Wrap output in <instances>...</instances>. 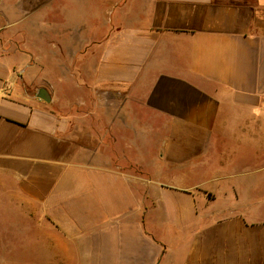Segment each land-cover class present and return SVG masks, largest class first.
I'll use <instances>...</instances> for the list:
<instances>
[{
    "label": "crops",
    "instance_id": "1",
    "mask_svg": "<svg viewBox=\"0 0 264 264\" xmlns=\"http://www.w3.org/2000/svg\"><path fill=\"white\" fill-rule=\"evenodd\" d=\"M0 196L35 264H264V0H0Z\"/></svg>",
    "mask_w": 264,
    "mask_h": 264
},
{
    "label": "rangeland",
    "instance_id": "2",
    "mask_svg": "<svg viewBox=\"0 0 264 264\" xmlns=\"http://www.w3.org/2000/svg\"><path fill=\"white\" fill-rule=\"evenodd\" d=\"M4 200L8 201V198ZM2 201L0 196V264H35V258L14 255L15 248L21 242L14 234V228L18 225L17 220L14 219L17 212H14L15 210L11 207L4 206L2 208Z\"/></svg>",
    "mask_w": 264,
    "mask_h": 264
},
{
    "label": "water",
    "instance_id": "3",
    "mask_svg": "<svg viewBox=\"0 0 264 264\" xmlns=\"http://www.w3.org/2000/svg\"><path fill=\"white\" fill-rule=\"evenodd\" d=\"M38 96H39L40 98H42L43 100H48V99H49V98H48V94H47V92H46L45 89H40V90H39V93H38Z\"/></svg>",
    "mask_w": 264,
    "mask_h": 264
}]
</instances>
